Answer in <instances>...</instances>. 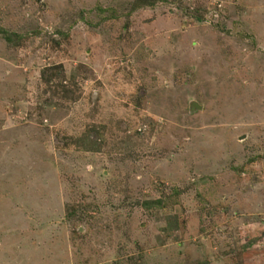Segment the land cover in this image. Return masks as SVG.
Here are the masks:
<instances>
[{
  "label": "rangeland",
  "instance_id": "1",
  "mask_svg": "<svg viewBox=\"0 0 264 264\" xmlns=\"http://www.w3.org/2000/svg\"><path fill=\"white\" fill-rule=\"evenodd\" d=\"M0 264H264V0H0Z\"/></svg>",
  "mask_w": 264,
  "mask_h": 264
},
{
  "label": "water",
  "instance_id": "2",
  "mask_svg": "<svg viewBox=\"0 0 264 264\" xmlns=\"http://www.w3.org/2000/svg\"><path fill=\"white\" fill-rule=\"evenodd\" d=\"M201 108L202 107L200 105H198L197 103H195V102L191 104V110H194V109L195 110L196 109L201 110Z\"/></svg>",
  "mask_w": 264,
  "mask_h": 264
}]
</instances>
